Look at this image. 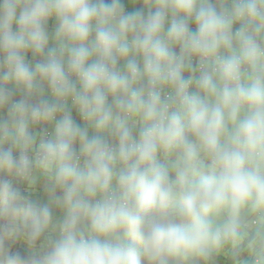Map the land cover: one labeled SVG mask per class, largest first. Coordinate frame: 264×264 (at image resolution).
I'll return each mask as SVG.
<instances>
[{
  "label": "clouds",
  "instance_id": "clouds-1",
  "mask_svg": "<svg viewBox=\"0 0 264 264\" xmlns=\"http://www.w3.org/2000/svg\"><path fill=\"white\" fill-rule=\"evenodd\" d=\"M0 264H264V0H0Z\"/></svg>",
  "mask_w": 264,
  "mask_h": 264
},
{
  "label": "rangeland",
  "instance_id": "rangeland-1",
  "mask_svg": "<svg viewBox=\"0 0 264 264\" xmlns=\"http://www.w3.org/2000/svg\"><path fill=\"white\" fill-rule=\"evenodd\" d=\"M138 5V4H137ZM53 26L54 27V21H50L48 27ZM50 29V28H49ZM54 29V28H53ZM50 32L53 30H49Z\"/></svg>",
  "mask_w": 264,
  "mask_h": 264
},
{
  "label": "crops",
  "instance_id": "crops-1",
  "mask_svg": "<svg viewBox=\"0 0 264 264\" xmlns=\"http://www.w3.org/2000/svg\"><path fill=\"white\" fill-rule=\"evenodd\" d=\"M125 2L127 3V0H125ZM140 6L141 5H139V4L138 5H135V7H140ZM128 7H129V9H131L133 6L132 5H129ZM29 60H31V58H29Z\"/></svg>",
  "mask_w": 264,
  "mask_h": 264
}]
</instances>
